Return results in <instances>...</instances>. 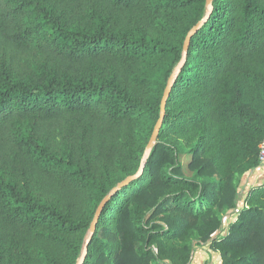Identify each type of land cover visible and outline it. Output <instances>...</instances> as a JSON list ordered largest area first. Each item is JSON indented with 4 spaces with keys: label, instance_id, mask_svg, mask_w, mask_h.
Instances as JSON below:
<instances>
[{
    "label": "trees",
    "instance_id": "1",
    "mask_svg": "<svg viewBox=\"0 0 264 264\" xmlns=\"http://www.w3.org/2000/svg\"><path fill=\"white\" fill-rule=\"evenodd\" d=\"M205 2L0 0V264L77 263ZM263 139L264 0H212L82 264H264Z\"/></svg>",
    "mask_w": 264,
    "mask_h": 264
},
{
    "label": "water",
    "instance_id": "2",
    "mask_svg": "<svg viewBox=\"0 0 264 264\" xmlns=\"http://www.w3.org/2000/svg\"><path fill=\"white\" fill-rule=\"evenodd\" d=\"M205 7L207 9V14L206 16L193 28L189 31V33L187 34L185 40H184V44H183V55H182V59L180 60V62L175 66V68L173 69L172 73L170 74L168 80H167V84L165 86L162 98H161V102H160V116L157 120V122L155 123L151 136L148 140V143L144 149V153H143V158L141 160L139 169L137 171L136 174L127 177L125 180H123L122 182H120L119 184H117L115 187H113L108 194L103 198V200L101 201V203L98 206V209L95 213V217L93 219V221L91 222L90 228H89V237L85 242V246L82 250V253L80 255V258L78 259L76 264H82L83 259L85 257L86 251H87V244L89 242V240L91 239V236L94 233L95 230V226H96V222L99 218V215L104 207V205L108 202L109 199H111V197L117 192L119 191L121 188L127 186L129 183H131L134 179H136L137 177H139L142 173L143 170V162L148 158L149 153L151 151V149L153 148V146L155 145L156 139H157V135L159 132V129L161 127V122H162V118L165 112V104H166V100L169 96L170 90L172 88V85L178 75V73L181 70V67L183 66L184 62H185V56H186V52H187V48H188V44H189V40L192 36V34H194L198 27L201 26V24L204 23V21L209 17V14L212 10V0H206L205 2Z\"/></svg>",
    "mask_w": 264,
    "mask_h": 264
},
{
    "label": "built area",
    "instance_id": "3",
    "mask_svg": "<svg viewBox=\"0 0 264 264\" xmlns=\"http://www.w3.org/2000/svg\"><path fill=\"white\" fill-rule=\"evenodd\" d=\"M257 179H264V139L261 141V143L258 146V166L251 171V175L246 180L244 184V188L240 191V198L238 199L237 208L240 209L241 207L245 206V198L247 195V191L249 189V185L254 183L253 181H257ZM264 181L261 182L263 184ZM260 185V184H258ZM254 186H257V184H254ZM237 210V209H236ZM238 211V210H237ZM236 217V211L234 213ZM234 216L231 218H227L224 220V226L227 224ZM227 231V228H226Z\"/></svg>",
    "mask_w": 264,
    "mask_h": 264
},
{
    "label": "rangeland",
    "instance_id": "4",
    "mask_svg": "<svg viewBox=\"0 0 264 264\" xmlns=\"http://www.w3.org/2000/svg\"><path fill=\"white\" fill-rule=\"evenodd\" d=\"M180 160L186 174L189 175L190 173L186 168L189 158L183 155ZM190 264H220V256L218 253L211 251L208 246H195Z\"/></svg>",
    "mask_w": 264,
    "mask_h": 264
},
{
    "label": "crops",
    "instance_id": "5",
    "mask_svg": "<svg viewBox=\"0 0 264 264\" xmlns=\"http://www.w3.org/2000/svg\"><path fill=\"white\" fill-rule=\"evenodd\" d=\"M262 181H264V179H257V181H253L254 183L251 182V184L249 185V187H253L254 184H257V186H258V184H261Z\"/></svg>",
    "mask_w": 264,
    "mask_h": 264
}]
</instances>
